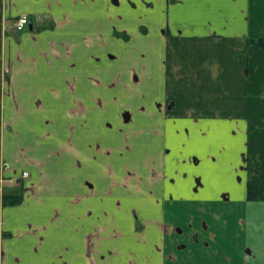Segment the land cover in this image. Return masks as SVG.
<instances>
[{
  "label": "crops",
  "instance_id": "obj_1",
  "mask_svg": "<svg viewBox=\"0 0 264 264\" xmlns=\"http://www.w3.org/2000/svg\"><path fill=\"white\" fill-rule=\"evenodd\" d=\"M263 35L264 0H0V264H264Z\"/></svg>",
  "mask_w": 264,
  "mask_h": 264
},
{
  "label": "trees",
  "instance_id": "obj_2",
  "mask_svg": "<svg viewBox=\"0 0 264 264\" xmlns=\"http://www.w3.org/2000/svg\"><path fill=\"white\" fill-rule=\"evenodd\" d=\"M248 43L250 45L258 46L264 49V35L256 38H249ZM257 190H258V183L250 181L248 183V199L249 200H256L257 197ZM4 204L6 205H14L18 204L23 199V193L14 194V195H4Z\"/></svg>",
  "mask_w": 264,
  "mask_h": 264
},
{
  "label": "built area",
  "instance_id": "obj_3",
  "mask_svg": "<svg viewBox=\"0 0 264 264\" xmlns=\"http://www.w3.org/2000/svg\"><path fill=\"white\" fill-rule=\"evenodd\" d=\"M29 22L28 18L26 16H22L21 18H19L15 24L14 27L18 30H21L24 28V26ZM29 173L26 171L24 172L22 177H26Z\"/></svg>",
  "mask_w": 264,
  "mask_h": 264
},
{
  "label": "rangeland",
  "instance_id": "obj_4",
  "mask_svg": "<svg viewBox=\"0 0 264 264\" xmlns=\"http://www.w3.org/2000/svg\"><path fill=\"white\" fill-rule=\"evenodd\" d=\"M224 103H225V101H224ZM204 172L207 173L208 175L211 174V171L206 170V168L204 169ZM23 174H24V172L22 173V176H23ZM28 175H29V174H28ZM28 175H27V176H28ZM27 176H26V177H27Z\"/></svg>",
  "mask_w": 264,
  "mask_h": 264
}]
</instances>
